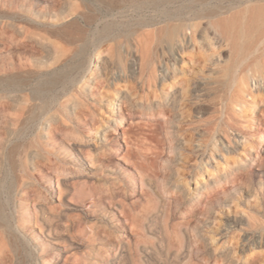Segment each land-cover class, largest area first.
<instances>
[{
    "label": "rangeland",
    "instance_id": "rangeland-1",
    "mask_svg": "<svg viewBox=\"0 0 264 264\" xmlns=\"http://www.w3.org/2000/svg\"><path fill=\"white\" fill-rule=\"evenodd\" d=\"M16 1L42 12L59 9L63 13L49 19L29 14L22 16L19 9H12L13 0H0L1 64L14 57L16 63L21 61L31 65L33 56L40 54L34 45V33L24 46L21 35L7 25L11 21L8 15L14 12L18 16L16 22H25L34 32L42 27H45L42 30L60 27L63 32L51 35L49 40L61 48L84 45V56L91 59L88 71H94L95 58L109 60L111 64L105 74L114 79L115 85L103 87V79L98 80L95 85L102 93L96 91L99 104L95 113H83L79 121H52L48 131L42 129L40 99H30L35 107L29 110L26 119L27 114L19 116L18 113L23 106L20 95L30 98V90L39 80L51 75L52 68L31 67L30 72L24 74L28 81L22 88L0 85V238L10 240L9 229L15 227V218L27 215L28 211L32 213L36 203L34 198L46 201L48 206L56 209L62 207L61 200L69 207L61 218H82L73 229V242L79 243L75 244L78 247L73 245L67 250L72 257L71 264H84L80 260L87 251L88 224L96 222L102 211L115 223L127 225L121 215L122 205H130L139 211L153 202L159 190L172 191V183L180 182L190 193L201 188L199 203L202 202V207L190 218L189 226H199L205 235L208 232L207 238L214 243L193 255L194 264H232L234 260L264 264V15L253 17L246 2L224 0L222 4L229 11L218 13L216 8L220 0H175L168 9L171 14L181 17L179 28L170 34L156 27L149 44L155 67L154 84L149 93L143 82L144 49L139 42V34L145 29L136 24L139 14L146 12L137 10V3L129 0H67L61 5L59 0ZM74 7L120 13L116 18L107 19L115 22L105 28L102 24L88 26L80 20L83 28L79 29L68 25L67 14ZM211 8L216 9L215 15L209 12ZM148 12L157 21L162 18L159 9L151 8ZM231 17H234V23L228 26L234 37L222 34L224 22L229 24ZM81 33L86 36L83 42L79 39ZM178 79L182 82L177 86L179 103L174 107L165 104L164 96ZM114 87L125 89L133 97L134 104L130 105L126 99L120 101L117 94L115 98ZM56 88L58 92L50 91V96L57 95L60 101L68 96L69 85L65 87L67 90L60 84ZM16 93L17 103L10 99ZM150 99L153 100L151 109L138 106ZM114 116L120 120L112 121ZM72 141L80 142L82 153L95 151L97 165L92 168L88 160L85 161L83 167L88 176L70 177L64 182L63 169L70 171L82 167L78 158L70 154ZM32 149L39 153L33 160L39 170L30 175L28 165L22 162L25 152ZM249 158L252 161L246 175L233 173L222 183L212 182L236 159ZM206 160H209V166H203ZM22 177H29L24 196L29 194L30 197L21 204L22 211H17V182ZM58 178L60 188H66L65 197L59 195ZM113 178L124 182L125 187L116 190L111 198V185L118 182ZM200 184H205L206 188ZM188 206L185 202V217L194 210V206ZM175 217L180 220L181 215L177 213ZM24 229L32 239H26L28 247L37 252L41 248L40 229L36 224L26 225ZM115 231L111 244L102 243V230L97 234L98 241L94 242L100 250L95 258L97 264H111L108 260L114 253L112 245L132 238L129 227ZM5 239V242L9 241ZM46 246L54 252L63 251L61 241H57L56 246L53 243ZM75 254L80 259H75ZM253 254L258 255L256 261H248ZM7 257L5 247H0V264H17Z\"/></svg>",
    "mask_w": 264,
    "mask_h": 264
},
{
    "label": "bare ground",
    "instance_id": "bare-ground-1",
    "mask_svg": "<svg viewBox=\"0 0 264 264\" xmlns=\"http://www.w3.org/2000/svg\"><path fill=\"white\" fill-rule=\"evenodd\" d=\"M59 1L61 5L67 2V0H59ZM129 1L137 3L139 7V9L137 10H139L141 13L146 12L143 13L142 15L139 14L140 18L136 20V24L142 29H145L142 30V32L139 34L140 35L139 42L140 44L143 45L142 48L144 49L143 51L144 59L142 58L143 62L141 63L142 64L141 71L142 73H144L145 76L143 82L146 84L147 90L150 93L152 89L151 87H153L152 85L154 84L155 67L153 63V58L151 56L149 44L152 41L151 40L152 37L154 36V30L157 27L160 28V31L174 34V31H176L180 26L181 21L179 20H181V17L171 14V12L168 9V7L175 2V0H129ZM181 1H185V0H181ZM228 1H230L231 3L246 2L247 9L253 11V15H254L253 17H260L264 15L263 14L264 0H228ZM223 2L224 0H220L217 8L214 7L215 4L217 3L213 5V7L217 9L218 13L229 11L228 10L229 8L228 7L226 8V6L222 4ZM151 8L160 10V16H162L160 20L157 21L153 17V15L149 14L148 10ZM12 9L14 10L19 9L23 14L22 16L29 14L31 16L33 15L35 18L42 17L43 19L44 18L49 19L50 17L58 18L60 13H63V11L59 9H54V10L49 9L48 11L46 10L45 12L44 11L42 12L37 10L33 6L26 7L25 4L24 5L19 4L16 0H13L12 2ZM216 9L211 8L209 12L210 13L214 12L212 14L215 15L217 13ZM118 13L120 12L119 11L115 12L113 10L112 12H108V11H95L90 9L74 7L70 11H68L67 14L69 17L68 25L69 26L74 25L77 26L79 29H82L83 27L80 22V20H82L84 21L85 25L93 26V25L102 24L103 28H105L110 24H113V22H115L114 19H111V21H106V20L110 18H116L117 16H119ZM8 17L11 19V21H9L8 23L6 22L7 25H9L11 29H14L21 35L20 36L22 38L21 41L24 46L27 45V41H29L28 38L31 36V34L34 33V43H35L34 45L39 50L35 46L34 48L40 51V54H38V56H33L31 65H28L27 63L21 61L20 63H16V61L13 59L14 57L12 59L10 58L9 60L5 61L2 64L0 63V85L4 83V85L9 86L10 88L13 87L22 88L24 85L27 84L28 81L27 80L28 78L26 79L24 77L25 76L24 74L29 73L31 67L35 68L36 66H40V67L45 66L46 68H52V74H54V75L51 74L39 80L35 85V87H33L32 90H30L29 93V95L31 94L30 98L24 96L22 97V95H20L23 106L20 107L21 110L19 109L20 110V113H18L19 116H23L24 114H27V116L26 115L24 116L25 119L26 117L29 116L28 114L29 110H32V108L35 107V104H32L31 100L36 98L41 100L39 112L40 115L42 116V121H44L42 125V129L44 130H47L48 125H50L52 121L53 122L60 121L61 123L65 121H79V118L83 113L86 112L87 114L95 113L96 105L99 104V101L97 100V96H96V91L99 93L101 92L100 90H97V85L95 84L98 82V80L100 81V79H103L101 80V82L103 81L105 83L103 87H109L111 84H114V79L110 77L108 74H105L107 73L106 71L109 69L111 62L104 57H97L95 58L93 64L94 71L89 70L90 71L89 72L88 69L91 59L88 60V58L84 56V47H85L84 45L76 48H66V46L65 48H63V46L61 48L57 44L53 43V41L51 43V41L49 40V37L51 35L55 36L57 34H60V31H62L60 30V27L42 30V28L45 27L41 26L42 27L41 30L34 32V30L30 29L31 27L30 28L27 27V24L23 20L22 21L25 24L16 22V17L18 16H16L14 12L10 13ZM99 19L101 20L99 21ZM233 19L234 17H231L229 24L227 21H226L227 23L224 22L225 20L223 21L224 22L222 26L223 35L225 36L231 35L229 32L230 26L228 25L234 23ZM232 36L234 37L235 34L233 33L231 37ZM85 37H84V33H81L79 39L83 42L86 40ZM179 48L180 46H178V50L181 49ZM178 54L181 55L179 51ZM87 71L89 73H86ZM45 74L47 75L48 73ZM79 81L81 82L79 83ZM181 82L182 80L180 79L174 82L171 91L169 90L170 92L164 96L165 104L167 105L170 104L173 105L174 107L178 105L179 89H177V86H179ZM57 84H60L63 87V89H66L65 87L68 85L70 87L68 90L66 89L68 91L67 92L68 96L61 101L59 100L60 98H56L57 95L50 96L49 94L50 91H54V93L57 91L56 88ZM113 91L115 94L114 96L115 98L117 94L118 99L120 101L122 99H126L130 105L134 104L133 97L128 95L125 89L114 87ZM17 94L18 93H16V95L13 94V96L10 97V99L16 103L19 102V97ZM152 101L153 100L150 99L145 103L143 102L139 103L138 106L141 107L142 109H151L153 105ZM17 119H18V115L16 120ZM119 120L120 119L118 116H114L112 119V121L114 122ZM102 131L103 132L105 131V127L103 128ZM47 136H49V134ZM129 137H131V135H129ZM69 150L71 155L74 154L75 157L78 158V160L81 162L80 166L82 167H79L77 170L73 169L70 171H66L65 169H63V173L62 172L61 173L65 174L62 177L63 178L62 180L64 182L67 181L68 178L70 177L78 178L80 176H88V172L83 167L85 161L87 162L88 160V162L90 163V167L92 168L93 165H97L95 158V151H93L92 153L91 152L82 153L83 151L81 149L80 142L72 141ZM38 154L39 153L33 149L25 152L24 161L22 163H24L23 165L25 164L28 165L30 169L28 170L30 171L29 172L30 175L33 174L34 171L39 170L38 166L34 164L35 161L33 162V160H35L36 155ZM251 161L252 158L241 161H238L236 159L233 165L229 166V169L226 172H224L222 176H218L217 178L212 180V182L214 184L222 183V181L228 180L229 175L233 173L236 174L241 173L243 175H246L250 168ZM209 165H210L209 160H206L205 163H203V166H209ZM61 173L59 175H61ZM42 176L44 177V175ZM144 177H146V175ZM115 179L118 180V178ZM28 181H29V177L25 179L24 178L21 179L19 183L17 182L18 189L16 192L19 194V198H17L18 199L17 211L19 210L22 211L21 204L26 202L25 200H27L30 197L29 194L27 193H26L27 195L24 196L26 192V189L24 190V187L28 186L26 185ZM57 182H58L59 195L64 196L66 188L65 189L63 187L60 188L59 178ZM172 186H173L172 191L165 189H161V190L157 189L156 191L158 190L159 191L157 192V194L155 193L156 198L153 200V202L149 206H146L139 211H136L134 207L130 205L127 204L122 205L120 211L122 213L121 214L122 218L127 221L126 222L127 225H125L123 222H121L120 224L115 223V221L112 220V218L108 216L106 212L102 211L101 214L98 217H96L98 218V220H95L96 222H92L88 224L89 234L86 237L87 251L86 252L84 251L86 254H84L81 257L82 260L80 261L81 262L83 261L84 264H97L95 262V258L98 256L100 250L97 246H95L94 242L96 243V241H98L97 234H99L100 230L104 232V235L102 237V243L111 244L112 242L111 237L113 236L112 234L116 232L115 230L117 228L129 227L132 238L130 240L128 239L127 242L121 240L118 243V245L117 243L112 245L111 248H112V252L114 253L111 252L112 256H110V260H108L111 264H118V263L147 264L150 262L152 263L158 262L162 264H192V263L194 264L195 262L192 260L193 255L197 253L198 250H200V248L203 251L204 249H207L209 248V246L214 244L211 241V239L207 238L206 235L209 234L208 232L205 235L202 232V230L199 228V226H189L190 218H192L196 214L197 209L202 207V202L199 203L201 196L199 190L201 188L197 187L195 190H193V192L190 193L185 190V186H183L180 182H175L174 184L172 183ZM199 186L206 188L205 184L203 185L200 184ZM124 187H125L124 182H121L119 180L118 182H114L111 185V192H109L110 197L114 198V194L116 190L123 189ZM33 200H35L36 203H34V210L32 211V213L28 211L27 215L25 214L23 216L18 215L19 217L15 218V227L14 228L12 227V230L9 229L10 240L8 239L9 240L8 241L3 237V239L8 241L5 242L3 239L0 238L1 239L0 247H5V249L8 252L7 258H9L11 261L13 260L16 261L17 264H71L72 257L71 254L69 253V250L67 249L69 247H74L73 245L75 244H79L73 242L74 241L73 229L76 226V224L80 220H82V218L81 217L76 218L73 216H66L65 219L61 218V215L65 212L66 208H69L67 205H64V203L61 200L59 201L62 207L58 209L51 207L50 205L48 206V203H46V201L45 202L40 200L36 201L37 198H34ZM185 202L189 206H194L193 213L188 215V217H185ZM24 211H26V209ZM177 213L181 215L180 220H176L175 216ZM209 218L210 217L208 215L206 217L207 221L210 220ZM2 223H4V225L6 226H9L8 222L5 223L3 221ZM31 224L32 225L36 224L40 229V234H38V236L40 237L41 248L37 252L32 251L27 245L28 241L26 239L30 241L32 239L29 238V235H27L24 228L26 227V225H31ZM201 225L204 224L201 223ZM149 234H151L152 236H150ZM208 236L210 237V235ZM57 241L63 242L64 253L63 251L54 252L51 251V249L47 248L46 245L48 243L50 244L53 243L56 246ZM33 243L34 242L32 241V244ZM75 246L78 247V245ZM215 254L216 253H214V258H217ZM137 255L139 256L136 257ZM253 256L254 257L248 261L255 262L258 255L253 254ZM62 257L64 258L63 261L61 262ZM76 257H78V255L76 256L75 254L74 258L76 259ZM202 258L205 259V257ZM216 261L218 260L216 259ZM205 262L207 263L206 260ZM232 264H245V263L242 260H234Z\"/></svg>",
    "mask_w": 264,
    "mask_h": 264
}]
</instances>
